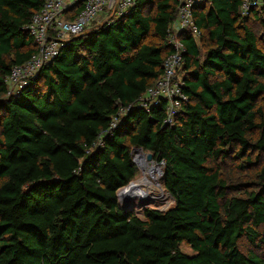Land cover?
I'll return each instance as SVG.
<instances>
[{
	"label": "trees",
	"instance_id": "16d2710c",
	"mask_svg": "<svg viewBox=\"0 0 264 264\" xmlns=\"http://www.w3.org/2000/svg\"><path fill=\"white\" fill-rule=\"evenodd\" d=\"M240 2L194 7L204 53L180 35L187 101L165 125L163 103L132 104L161 74L177 0L91 25L16 93L5 80L37 51L25 26L43 0H0V264H264V49ZM134 148L164 162L169 208L119 207ZM228 159L253 172L229 182Z\"/></svg>",
	"mask_w": 264,
	"mask_h": 264
},
{
	"label": "built area",
	"instance_id": "2783aa9c",
	"mask_svg": "<svg viewBox=\"0 0 264 264\" xmlns=\"http://www.w3.org/2000/svg\"><path fill=\"white\" fill-rule=\"evenodd\" d=\"M262 1L264 0H241L240 14L248 15L253 6ZM206 2L209 3L210 0H177L176 14L169 24L167 35L170 52L163 60L161 74L132 104V106L148 112L152 107L163 103V124L165 125L174 123L177 115L183 110V104L187 101V95L183 91L184 80L181 72L186 46L180 35L189 33L197 41L200 31L194 20L193 9L195 6ZM135 3L136 0H43L40 10L32 16L30 22L25 26V29L34 38L37 51L24 62L11 67L5 80L8 92L16 93L31 77L36 75L45 63L51 61L58 54L61 46L69 38L81 34L91 25L108 22L126 14ZM75 4L82 5L77 14L73 13V8L70 9ZM126 110L127 108L120 109L119 115H124ZM117 121L118 117L113 118L111 126L114 127ZM147 153L149 152L142 149L132 151V159L138 168V176L128 184L139 179L141 175L140 165L136 157L140 156L142 160L157 166L159 169L158 178H156L153 188L156 191L159 189L162 191L159 194V199L156 200L166 198V203H172L173 198L158 181L162 175L164 162L156 161L153 158L148 160L146 158ZM125 186L120 187L116 192L118 204L123 202L124 198L120 192ZM143 189L147 197L153 196V191L146 186ZM152 200L155 199H148V201Z\"/></svg>",
	"mask_w": 264,
	"mask_h": 264
},
{
	"label": "rangeland",
	"instance_id": "374dc122",
	"mask_svg": "<svg viewBox=\"0 0 264 264\" xmlns=\"http://www.w3.org/2000/svg\"><path fill=\"white\" fill-rule=\"evenodd\" d=\"M248 17H249L248 24L256 32L259 39V44L264 49V28L262 25V23H264V1H262L257 5L255 4L251 9V12L248 14ZM197 43L200 46L201 54H203L204 49L200 43V37L197 39ZM236 166H237V162L231 159L226 160L225 163L222 165L223 176L231 183L244 182L246 178H248V175L253 172L252 170L243 172L240 169H238V167ZM245 188H246L245 186L242 187V189ZM235 195H243V193L236 192ZM172 204L173 202L166 203V198H160V200H152L146 202L140 199H132V201H130V206L128 208L135 211L137 215L141 216V212L145 207H156L160 209H167ZM180 247L183 252L189 254L193 253L192 249L185 244H181Z\"/></svg>",
	"mask_w": 264,
	"mask_h": 264
},
{
	"label": "bare ground",
	"instance_id": "6f19581e",
	"mask_svg": "<svg viewBox=\"0 0 264 264\" xmlns=\"http://www.w3.org/2000/svg\"><path fill=\"white\" fill-rule=\"evenodd\" d=\"M137 161L140 165L141 175L139 179L125 186L120 195L123 198H137L143 201H148V199H159V194L162 190H154L156 178H158L159 169L157 166L142 160L140 156H136ZM146 186L149 190L153 191L152 197H147L143 187Z\"/></svg>",
	"mask_w": 264,
	"mask_h": 264
},
{
	"label": "water",
	"instance_id": "95a60500",
	"mask_svg": "<svg viewBox=\"0 0 264 264\" xmlns=\"http://www.w3.org/2000/svg\"><path fill=\"white\" fill-rule=\"evenodd\" d=\"M136 149H140V148H136ZM136 149H133L132 151H134ZM146 158L148 160H151L153 158V155L151 153H147ZM130 201H132L131 198H124L123 202L121 204H119V207L123 210H131L130 208H128L130 206Z\"/></svg>",
	"mask_w": 264,
	"mask_h": 264
}]
</instances>
